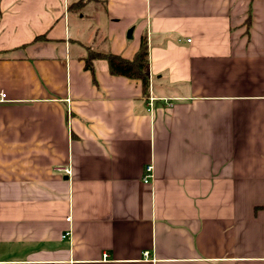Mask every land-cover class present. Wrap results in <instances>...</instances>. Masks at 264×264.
<instances>
[{
	"label": "crops",
	"instance_id": "obj_1",
	"mask_svg": "<svg viewBox=\"0 0 264 264\" xmlns=\"http://www.w3.org/2000/svg\"><path fill=\"white\" fill-rule=\"evenodd\" d=\"M0 94V264H264V0H0Z\"/></svg>",
	"mask_w": 264,
	"mask_h": 264
},
{
	"label": "trees",
	"instance_id": "obj_2",
	"mask_svg": "<svg viewBox=\"0 0 264 264\" xmlns=\"http://www.w3.org/2000/svg\"><path fill=\"white\" fill-rule=\"evenodd\" d=\"M73 4L69 5V9ZM94 59L105 60L109 72L112 75L123 76L129 79L139 80L141 82L144 94H147L149 88L148 80V49L145 37L140 40L139 48L131 60L124 59L119 55L110 52L92 51L88 53L85 60V66L90 67V62Z\"/></svg>",
	"mask_w": 264,
	"mask_h": 264
},
{
	"label": "built area",
	"instance_id": "obj_3",
	"mask_svg": "<svg viewBox=\"0 0 264 264\" xmlns=\"http://www.w3.org/2000/svg\"><path fill=\"white\" fill-rule=\"evenodd\" d=\"M5 95L4 94H0V101H2L4 99ZM150 100L152 101L153 98H150ZM152 177V167L151 166H147L144 169V176H143V182L147 183ZM70 217L66 218V221L69 222Z\"/></svg>",
	"mask_w": 264,
	"mask_h": 264
}]
</instances>
